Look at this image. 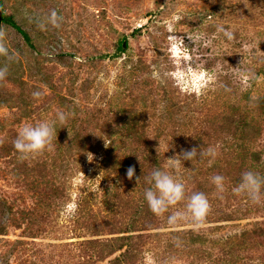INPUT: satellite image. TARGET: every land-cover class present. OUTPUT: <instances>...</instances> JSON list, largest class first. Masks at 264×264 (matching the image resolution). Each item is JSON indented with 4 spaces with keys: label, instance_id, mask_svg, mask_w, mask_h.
<instances>
[{
    "label": "rangeland",
    "instance_id": "rangeland-1",
    "mask_svg": "<svg viewBox=\"0 0 264 264\" xmlns=\"http://www.w3.org/2000/svg\"><path fill=\"white\" fill-rule=\"evenodd\" d=\"M2 3L35 47L2 23L9 55L0 56L8 68L0 81V264H124L133 247V264H264V203L232 192L244 171L264 174V0ZM53 10L59 27L47 23ZM218 25L235 39L226 41ZM170 26L213 78L201 94L182 92L166 75ZM187 34L205 39L194 45ZM58 110L73 116L55 151L21 159L19 128ZM208 147L215 160L183 161L179 170L189 194L208 196L206 220L170 225L167 214L154 215L143 192L156 162ZM133 166L129 180L122 167ZM216 174L227 178L222 198ZM112 240L124 244L115 254L105 249Z\"/></svg>",
    "mask_w": 264,
    "mask_h": 264
},
{
    "label": "clouds",
    "instance_id": "clouds-1",
    "mask_svg": "<svg viewBox=\"0 0 264 264\" xmlns=\"http://www.w3.org/2000/svg\"><path fill=\"white\" fill-rule=\"evenodd\" d=\"M61 19L59 14L53 10L47 18V23L53 27H59ZM168 31L170 33L168 57L172 62V68L166 72V75L182 92L201 94L213 78L193 65L192 56L188 53L184 38L176 35L171 26ZM216 31L221 33L226 41L231 42L235 39L234 33L223 25L216 26ZM187 38L194 45L197 40L205 39L202 35L193 37L188 34ZM8 55V48L0 42V56L7 57ZM247 75L251 77L254 74L248 72ZM7 76V66H0V81L6 80ZM32 95L39 99L43 93L37 90ZM72 116L73 113L70 111L58 110L53 119H43L35 124H24L19 128L13 141L15 151L21 159H29L55 151L58 130L65 127L68 129V122ZM216 156L217 152L213 147L201 148L199 151L193 148L191 151H183L174 158L167 159L168 163L163 167H154L144 178L148 187L144 189L143 197L149 210L157 217H164L167 214V222L170 225L189 218L198 225L202 224L211 213V202L204 192L194 191L189 194L179 170L184 167L183 161L193 162L208 157L211 163ZM134 176L135 167H129L127 169L128 179L131 180ZM140 181L141 176L136 177L137 185ZM211 183L222 198L226 190L227 178L222 174H216L211 177ZM232 192L237 196L246 197L253 204L264 203V174L253 170L244 171L239 182L232 187ZM181 204L184 205L182 209L177 207ZM176 244L179 247V240Z\"/></svg>",
    "mask_w": 264,
    "mask_h": 264
},
{
    "label": "trees",
    "instance_id": "trees-1",
    "mask_svg": "<svg viewBox=\"0 0 264 264\" xmlns=\"http://www.w3.org/2000/svg\"><path fill=\"white\" fill-rule=\"evenodd\" d=\"M264 4V3H263ZM264 6V5H263ZM3 22L5 23H8L10 24L22 37L23 39L25 40V42L30 45L31 47H35L34 44H33V40L30 36V34L25 31L14 19L13 16H7L6 14H4V19H3ZM127 45L126 42L123 43V46H122V50L125 49L124 48V45ZM128 47V45L126 46V48ZM60 57H65L64 54L60 55ZM264 107V101L262 102V108ZM264 109V108H263ZM255 123H257V120L254 121ZM256 128H257V132H258V135L261 134V128L256 124ZM260 136V135H259ZM256 139V138H255ZM126 166H129V163H126L125 164ZM156 166L157 167H160L159 163L156 162ZM122 171H125V174H126V171H127V168L125 167H122ZM149 171V170H146V172ZM120 241L122 240H117V241H107V243L105 244V249H109L111 254H115L119 251L120 248H123L124 247V244H122L120 246V248H114V244L115 243H119ZM124 241V240H123ZM127 241H129V238H127ZM134 248H128V250L126 251V253L122 254V261L124 264H133V262L136 260V256L134 254ZM108 253V251H107ZM99 254V253H98ZM119 261V262H120Z\"/></svg>",
    "mask_w": 264,
    "mask_h": 264
},
{
    "label": "water",
    "instance_id": "water-1",
    "mask_svg": "<svg viewBox=\"0 0 264 264\" xmlns=\"http://www.w3.org/2000/svg\"><path fill=\"white\" fill-rule=\"evenodd\" d=\"M2 0H0V28H1V25L3 23V19H4V11H3V5H2ZM126 44L124 45V48H126Z\"/></svg>",
    "mask_w": 264,
    "mask_h": 264
}]
</instances>
